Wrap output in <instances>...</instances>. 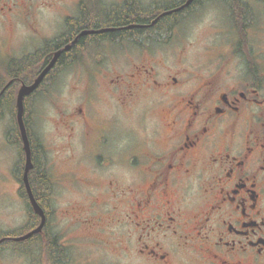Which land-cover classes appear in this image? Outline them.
Listing matches in <instances>:
<instances>
[{
  "label": "flooded vegetation",
  "instance_id": "flooded-vegetation-1",
  "mask_svg": "<svg viewBox=\"0 0 264 264\" xmlns=\"http://www.w3.org/2000/svg\"><path fill=\"white\" fill-rule=\"evenodd\" d=\"M208 12L218 36L204 61L185 65L184 45L164 50ZM0 25L8 38H69L43 53L48 61L85 38L53 83L26 96L25 124L41 145L51 203V161L33 116L74 68L75 85L56 92L75 97L59 119L68 143L57 154L74 155L59 176L81 188V238L100 242L96 229L115 226L130 264H264V0H0ZM161 25L167 38L146 36ZM12 79L0 76V94ZM25 233L1 235L0 252Z\"/></svg>",
  "mask_w": 264,
  "mask_h": 264
},
{
  "label": "rangeland",
  "instance_id": "rangeland-1",
  "mask_svg": "<svg viewBox=\"0 0 264 264\" xmlns=\"http://www.w3.org/2000/svg\"><path fill=\"white\" fill-rule=\"evenodd\" d=\"M199 20L188 26L185 22L178 30V36L164 50L172 51L174 48H181L184 45L185 52L183 63L188 65L190 62L201 63L197 57L202 56L204 46L208 44V38L218 36L217 22L214 13H206L199 16ZM0 25V62H8L13 57H20L26 52L39 48L44 40L50 38H11ZM206 36V38H201ZM3 37V38H2ZM180 41V42H179ZM163 50V51H164ZM170 61V59H167ZM164 63H167L165 60ZM5 72L0 67V76L4 77ZM77 82L76 71L71 68L62 73L56 80L49 95L41 97L35 105V115L33 116V130L39 134L45 146L46 154L51 161L50 171L54 179L53 199L51 202L52 214L48 219V232H56L60 236V242L68 252L67 264H130V255L127 251L121 250L117 241L119 237L115 226L108 223L102 224L101 229H96L100 236L89 235L88 238L80 237V230L77 225L75 214L77 204L80 200L81 188L74 182L60 178V173H64L69 168L72 169L71 162L65 154H57L59 148H63L68 143L64 136V129L59 119L66 113L68 114L75 104V97L69 91L60 94L65 86H73ZM9 113L4 112L0 119V233L10 230H18L27 223V212L25 200L21 196L20 182L13 174V167L19 158V148L17 145H10L5 142V133L11 126ZM58 127V128H57ZM39 131V132H38ZM64 140H63V138ZM56 148V149H55ZM72 148L75 145L72 141ZM61 155V156H60ZM67 210L70 211L67 214ZM80 223V221H78ZM95 243V244H94ZM29 257L23 253L10 250L0 252V264H28ZM137 264V263H136Z\"/></svg>",
  "mask_w": 264,
  "mask_h": 264
},
{
  "label": "trees",
  "instance_id": "trees-1",
  "mask_svg": "<svg viewBox=\"0 0 264 264\" xmlns=\"http://www.w3.org/2000/svg\"><path fill=\"white\" fill-rule=\"evenodd\" d=\"M166 21L172 22L174 16H168ZM169 26H153L146 30V36L150 38H167L169 36ZM122 34H131L132 30L120 32ZM120 34V35H122ZM85 38H79L78 44L70 47L66 51H61L55 60L52 69L45 75L39 84L38 88L42 89L44 84H49L55 81L58 71L64 66L69 65L70 62L74 61V54L76 52L77 45H82ZM69 38H54L52 40L44 41L42 46L34 51L22 54L20 57H13L9 59L8 62H0V67L3 68L5 75L2 82H5L7 78L11 77L14 84L13 88H9V93L0 94V107H8L10 110L11 126L5 133V137L10 145H17L19 148V158L13 167V174L15 178L22 183L21 176L24 164V152L22 149L20 135L17 130L15 122V88L18 87L19 81L29 83L31 82L45 66L43 62L47 63L48 58L43 59L44 52H51L54 46L63 45L64 43H69ZM76 46V48H75ZM56 73V74H55ZM55 74V75H54ZM37 88V89H38ZM44 88V87H43ZM12 90V91H11ZM24 104V122L28 126V101L27 97L23 99ZM28 139H31L30 149H31V161L33 164L32 170L29 172V181L34 193L36 201L39 203L43 209L46 217L48 216L49 208H52L48 194L50 191V185L47 183L46 173L43 168V156L41 145L37 138L31 137L30 131H27ZM21 196L26 203V216L27 223L18 230H10L2 232L1 235H20L23 232H29L34 229L40 221V217L35 214L30 207L26 193L21 186L20 188ZM52 210V209H51ZM48 223V222H47ZM47 223H45L42 232L31 235L28 239L23 242H13L3 244V249H10L14 252L23 253L29 257L28 264H67L69 258V252L67 248L61 244L60 236L56 232H48Z\"/></svg>",
  "mask_w": 264,
  "mask_h": 264
},
{
  "label": "water",
  "instance_id": "water-1",
  "mask_svg": "<svg viewBox=\"0 0 264 264\" xmlns=\"http://www.w3.org/2000/svg\"><path fill=\"white\" fill-rule=\"evenodd\" d=\"M69 48V45H66L63 49L67 50ZM60 53V50H57L55 54L52 56V58L49 60V62L42 68V70L39 72V74L36 76V78L29 84L22 83L18 89L17 96H16V122L19 128L21 141L23 144V150L25 152V161H24V168H23V174H22V182L25 187L29 203L33 209V211L40 217V222L36 228L31 230L30 232L26 233L25 235H22L20 237L15 238L16 241L19 240H25L29 238L31 235L35 233H39L42 231L43 225L45 223V215L42 210V208L39 206L37 201L34 198L33 192L31 190L29 180H28V173L30 169H32V162H31V150L29 146V141L25 129V124L23 120V98L24 96L30 94L32 91H34L38 85L41 83L42 79L45 77V75L51 70L53 67L55 60L57 59L58 55Z\"/></svg>",
  "mask_w": 264,
  "mask_h": 264
}]
</instances>
